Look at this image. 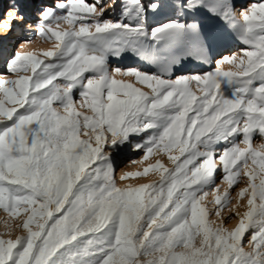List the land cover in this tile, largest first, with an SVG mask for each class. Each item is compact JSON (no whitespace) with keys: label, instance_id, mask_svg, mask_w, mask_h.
Masks as SVG:
<instances>
[{"label":"snow or ice","instance_id":"1","mask_svg":"<svg viewBox=\"0 0 264 264\" xmlns=\"http://www.w3.org/2000/svg\"><path fill=\"white\" fill-rule=\"evenodd\" d=\"M114 7L42 6L53 47L18 48L0 73V264H264V0ZM201 9L238 51L179 18ZM129 53L143 64L122 66ZM189 57L207 68L176 75ZM161 155L171 167L147 163Z\"/></svg>","mask_w":264,"mask_h":264},{"label":"rangeland","instance_id":"2","mask_svg":"<svg viewBox=\"0 0 264 264\" xmlns=\"http://www.w3.org/2000/svg\"><path fill=\"white\" fill-rule=\"evenodd\" d=\"M59 0H52V6H54ZM90 2H95V0H90ZM107 2V0H105ZM148 0H145V3H147ZM236 7H237V15H239V10L241 8H246L248 7L251 3L253 2H259V0H234ZM11 0H0V20L5 18L6 13L11 7ZM46 2L44 0H31V3L29 4V11L31 14L30 22H31V27H27L25 23H17L13 26L12 30L7 34H0V50L1 48L4 50L2 51V54H5L4 57H0V73H2L5 70V62L15 54L17 49L19 48L21 51L28 52V51H44L48 50L53 47L52 42H45L43 39L37 38L36 36V28L34 25H36L39 20L37 17H35V13L38 12V10L44 6ZM120 4L121 0H115V7L114 8H109L108 11L105 13V15L109 19H117L120 16ZM31 6V7H30ZM169 18H176L174 17L173 13L171 11H168L166 13H161V14H149V24L155 26L159 23L162 22H167V19ZM182 20H187L188 22H192L193 19L196 21L200 22L202 24L203 31L205 32H211L214 34H219L220 36L223 37V46L222 47H217L215 51L220 52V51H225L228 49L234 50V48H240L241 45L234 40L232 37L228 26L219 18H216L212 16L210 13H208L206 10L201 9L195 14H187L186 16L179 17ZM66 28L67 25H64ZM33 39L35 40L34 43L32 44H23V41L25 40H30ZM5 42H9V46L3 45ZM45 43V44H44ZM46 48H42V46ZM1 53V51H0ZM1 55V54H0ZM220 57L217 56V59ZM122 66H141L143 64L142 61H139L136 57L132 56L130 53L126 54L125 58L121 61ZM181 71L177 72L176 75H187L190 74L193 70H198L201 67L207 68V65H201L200 62L196 61L195 59L189 57L188 59L184 60L181 65L178 66ZM213 67L215 65L213 64ZM230 67V66H229ZM195 68V69H194ZM225 70H229L227 67ZM139 87V85H137ZM147 91V89H145ZM81 111H84L81 109ZM174 155L177 153H173ZM141 155L139 152H132L131 149H125L123 153H121L120 159L122 161H126L128 158H138ZM124 156V157H123ZM157 159L162 160L166 166L171 167V162L167 159L166 156H154L150 158V160L147 162L148 164H153ZM146 166V165H145ZM137 167V166H136ZM143 167V166H142ZM140 168H135L133 166L132 168H129L127 170L129 171H135V170H140ZM158 179V175L156 174H150L148 179L144 180H137V181H130V183H147L151 182L154 180ZM226 184L221 185V189L226 188ZM243 208H241V212H243ZM3 220V217H0V221ZM236 222L234 221L230 227H235ZM0 231H3V226L2 223H0Z\"/></svg>","mask_w":264,"mask_h":264},{"label":"bare ground","instance_id":"3","mask_svg":"<svg viewBox=\"0 0 264 264\" xmlns=\"http://www.w3.org/2000/svg\"><path fill=\"white\" fill-rule=\"evenodd\" d=\"M12 1V3H13V0H11ZM45 2H46V4L45 5H49V6H52V0H44ZM14 2L15 3H17V4H19V6H20V11H21V13H19L20 15H23L24 16V19H23V21L22 22H19V21H17V22H14V25L15 24H19V23H25V25L27 26V27H29V26H32L31 25V22H30V18H31V14H30V11H29V9H28V7H29V4L31 3V0H14ZM59 2H63V0H59ZM12 3H11V6H12ZM31 7V6H30ZM240 11V10H239ZM35 17H37L38 18V20H40V17H39V15H38V12L37 13H35ZM13 25V26H14ZM33 27V26H32ZM34 27H35V25H34ZM7 35V34H6ZM43 41H44V39H43ZM45 44V43H44ZM44 44H43V46H42V48H46L45 46H44ZM3 45H6V46H9L10 44H9V42L7 43V42H5ZM239 50V48H234V50H232V49H228L226 52H225V54H230V52L231 51H238ZM1 55H0V57H4V55L6 54H2V51H4L2 48H1ZM229 68V66H227V65H225V69L226 68ZM195 69V68H194ZM124 157V156H123ZM140 167H142V166H135V168H140Z\"/></svg>","mask_w":264,"mask_h":264},{"label":"clouds","instance_id":"4","mask_svg":"<svg viewBox=\"0 0 264 264\" xmlns=\"http://www.w3.org/2000/svg\"><path fill=\"white\" fill-rule=\"evenodd\" d=\"M23 19H24L23 16L19 15L18 9L8 10V12L6 13L5 20L2 23H0V34L6 35L11 31V25H12L13 20H17L19 22H22ZM3 24H7L9 27L7 29H5L3 27Z\"/></svg>","mask_w":264,"mask_h":264}]
</instances>
